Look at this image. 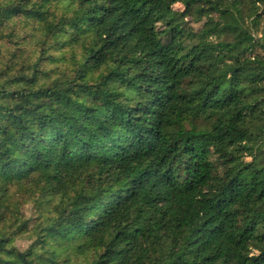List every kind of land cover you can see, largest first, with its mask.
<instances>
[{"label": "trees", "instance_id": "obj_1", "mask_svg": "<svg viewBox=\"0 0 264 264\" xmlns=\"http://www.w3.org/2000/svg\"><path fill=\"white\" fill-rule=\"evenodd\" d=\"M18 17L44 39L0 68V264H264V0H0V37ZM25 180L59 200L20 249Z\"/></svg>", "mask_w": 264, "mask_h": 264}, {"label": "rangeland", "instance_id": "obj_2", "mask_svg": "<svg viewBox=\"0 0 264 264\" xmlns=\"http://www.w3.org/2000/svg\"><path fill=\"white\" fill-rule=\"evenodd\" d=\"M70 7L68 1H60L53 5V10L56 12L65 11ZM175 10H182L183 5L177 2L173 5ZM13 24V34L11 40L6 34L10 31L3 30L2 37H0V68L7 67L19 68L22 63L33 61L42 47L43 29L41 23L36 20H29L22 17L15 18ZM203 21L200 22H188L186 25L193 27L194 30H199ZM60 41L65 38L59 37ZM54 42L53 39L49 40V43ZM80 47L72 44L58 43L50 48V53L55 55V59H48L45 61V68L52 70L53 77H59L64 71L68 73L73 68V63L76 61L75 57H80ZM15 52V56L11 57L12 52ZM6 67V69H7ZM71 73V72H70ZM69 73V74H70ZM39 193V186L34 182L25 180L23 183L15 184L11 187L10 194L13 197V201L18 204L21 211V219L27 220V231L18 235L15 239V244L20 249L26 248L32 241V229L37 222L38 217L41 214L48 213L53 209L54 205L58 202L59 198L55 196H49L43 199H37ZM255 251V249H254ZM65 254L64 251L60 253ZM93 254V250L87 251L85 254H78L76 251H72L69 255V262H64L65 258L60 259V264H85L88 262Z\"/></svg>", "mask_w": 264, "mask_h": 264}]
</instances>
